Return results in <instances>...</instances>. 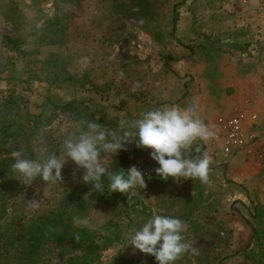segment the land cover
Instances as JSON below:
<instances>
[{"label": "rangeland", "instance_id": "374dc122", "mask_svg": "<svg viewBox=\"0 0 264 264\" xmlns=\"http://www.w3.org/2000/svg\"><path fill=\"white\" fill-rule=\"evenodd\" d=\"M261 2L0 0V130L26 124L23 145L33 158L42 147L59 154L63 137L90 121L57 111L54 104L74 102L110 130L148 110L188 107L215 134L219 116L249 110L245 130L254 137L249 152L224 156L211 144L215 135L198 142L195 154L210 157L206 183L162 180L147 150L129 167L143 172L144 188L117 204L96 197L81 219L96 235L90 264H157L155 257L127 246L153 214L184 222L190 249L175 264H264ZM108 163L107 170L114 171L113 156ZM83 175L69 159L61 180L47 188L40 178L25 185L18 177L17 187L0 197V245L61 209ZM85 248L72 232L64 243L48 241L38 258L20 264H75ZM17 255L11 247L0 264L17 263Z\"/></svg>", "mask_w": 264, "mask_h": 264}, {"label": "clouds", "instance_id": "9594fccd", "mask_svg": "<svg viewBox=\"0 0 264 264\" xmlns=\"http://www.w3.org/2000/svg\"><path fill=\"white\" fill-rule=\"evenodd\" d=\"M123 76V72L120 73ZM215 133L198 118L192 108L177 105L145 111L132 122L119 121V130H110L100 123L86 122V128L68 132L62 139L59 154L42 147L36 158H28L23 149L10 153L11 171L25 185L37 178L46 188L61 180V172L70 159L84 171L83 181L101 193L107 178V192L127 194L138 186L145 187L143 172L133 166L127 171H108L109 157L117 155L135 141L136 147L150 150V157L159 166L156 175L162 180H200L209 177L210 157L196 155L198 142H206ZM35 207L36 202L30 201ZM78 223L93 227L87 220ZM184 222L175 216L151 215L129 237L127 246L155 257L157 264H175L190 249L183 235Z\"/></svg>", "mask_w": 264, "mask_h": 264}, {"label": "trees", "instance_id": "16d2710c", "mask_svg": "<svg viewBox=\"0 0 264 264\" xmlns=\"http://www.w3.org/2000/svg\"><path fill=\"white\" fill-rule=\"evenodd\" d=\"M53 107L63 113H76L86 121L98 122L93 115L88 114L87 109L81 111L74 102L62 105L54 104ZM26 131V124L9 125L0 130V197L9 194L18 185V176L11 171L10 167L13 159L12 157L6 159L4 156L14 150L23 149L28 158L34 157L31 150L24 149L23 141L28 136ZM147 153V150L136 147L134 142L129 149L121 150L113 156L114 171H119V169L127 171L131 164L137 159L145 158ZM102 183L105 189L104 193L84 181L74 185L66 195L61 209L40 216L36 221L22 229L17 236L1 241L0 258L8 257V251L13 247L18 254L17 263L14 264L31 262L40 256L46 242L64 243L70 233L73 232V235L86 245L83 256L75 264H90L96 235H90L77 221L83 218L96 197L105 202H115L116 204L127 199V194L119 192L110 194L107 192L108 180L106 177L103 178ZM109 226L113 227V223L106 226L110 233Z\"/></svg>", "mask_w": 264, "mask_h": 264}, {"label": "built area", "instance_id": "2783aa9c", "mask_svg": "<svg viewBox=\"0 0 264 264\" xmlns=\"http://www.w3.org/2000/svg\"><path fill=\"white\" fill-rule=\"evenodd\" d=\"M261 11L264 15V0ZM249 119V110H236L229 115H221L217 119V132L212 139V146L224 156H240L249 152V144L254 137H250L245 130V123ZM264 156V155H263Z\"/></svg>", "mask_w": 264, "mask_h": 264}]
</instances>
